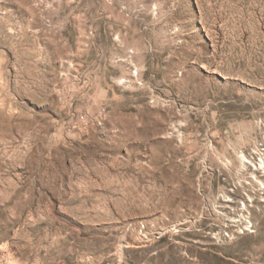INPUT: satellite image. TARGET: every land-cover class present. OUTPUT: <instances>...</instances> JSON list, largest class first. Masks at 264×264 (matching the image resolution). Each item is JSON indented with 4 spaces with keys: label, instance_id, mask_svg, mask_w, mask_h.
Masks as SVG:
<instances>
[{
    "label": "rangeland",
    "instance_id": "1",
    "mask_svg": "<svg viewBox=\"0 0 264 264\" xmlns=\"http://www.w3.org/2000/svg\"><path fill=\"white\" fill-rule=\"evenodd\" d=\"M241 154L264 0H0V264H264Z\"/></svg>",
    "mask_w": 264,
    "mask_h": 264
},
{
    "label": "bare ground",
    "instance_id": "2",
    "mask_svg": "<svg viewBox=\"0 0 264 264\" xmlns=\"http://www.w3.org/2000/svg\"><path fill=\"white\" fill-rule=\"evenodd\" d=\"M249 161H248V158L244 154H241V156H240V170H242L241 168H246L245 170L251 169L250 166H252V164H253V167H255L256 170L260 169L261 171L262 170L264 171V154L260 160V164H255V163H253V161H250V164H249ZM251 171H252L251 172L252 178L255 180H258L254 171L253 170H251ZM243 172L244 171L242 170L241 175H242V177H245L244 176L245 174ZM258 181L260 182L261 185L264 186V183L262 181H260V180H258ZM244 207L246 208V204L244 205ZM232 218L235 219L236 217H232Z\"/></svg>",
    "mask_w": 264,
    "mask_h": 264
}]
</instances>
